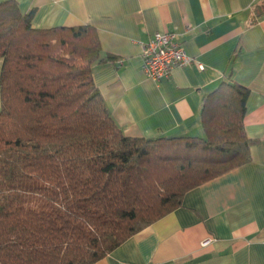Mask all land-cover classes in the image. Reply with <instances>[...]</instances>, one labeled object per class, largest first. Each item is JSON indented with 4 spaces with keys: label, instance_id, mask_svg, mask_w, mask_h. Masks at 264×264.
<instances>
[{
    "label": "trees",
    "instance_id": "obj_1",
    "mask_svg": "<svg viewBox=\"0 0 264 264\" xmlns=\"http://www.w3.org/2000/svg\"><path fill=\"white\" fill-rule=\"evenodd\" d=\"M32 14L0 0V264H90L250 160L246 87L203 95L201 135H126L92 79L111 58L94 28Z\"/></svg>",
    "mask_w": 264,
    "mask_h": 264
},
{
    "label": "crops",
    "instance_id": "obj_2",
    "mask_svg": "<svg viewBox=\"0 0 264 264\" xmlns=\"http://www.w3.org/2000/svg\"><path fill=\"white\" fill-rule=\"evenodd\" d=\"M16 2L32 10L34 27L94 28L111 58L92 65V79L126 135H201L204 94L224 79L248 90L250 160L187 190L180 205L90 264H264V0ZM155 31L175 33L193 57L157 81L145 76L138 48Z\"/></svg>",
    "mask_w": 264,
    "mask_h": 264
},
{
    "label": "built area",
    "instance_id": "obj_3",
    "mask_svg": "<svg viewBox=\"0 0 264 264\" xmlns=\"http://www.w3.org/2000/svg\"><path fill=\"white\" fill-rule=\"evenodd\" d=\"M138 48L145 76L156 81L168 77L174 67L189 65L193 61L177 35L170 31H155L146 42H139ZM120 64L118 60L117 65ZM197 66L204 67L201 62Z\"/></svg>",
    "mask_w": 264,
    "mask_h": 264
},
{
    "label": "bare ground",
    "instance_id": "obj_4",
    "mask_svg": "<svg viewBox=\"0 0 264 264\" xmlns=\"http://www.w3.org/2000/svg\"><path fill=\"white\" fill-rule=\"evenodd\" d=\"M193 58V57H192ZM195 62V61H194ZM194 64V63H193ZM143 69V68H142ZM224 82V81H223ZM234 83V82H233ZM226 83H224V85H225ZM221 85H223L222 83H221ZM223 85V86H224ZM236 86V85H235ZM234 87V86H233ZM216 88V87H215ZM219 88V87H218ZM218 88H217V90H218ZM238 88V87H237ZM236 89V88H235ZM240 90H241V88H239ZM216 89H215V91H217ZM246 90V89H245ZM214 91V90H213ZM215 91L213 92V93H215ZM210 92V91H209ZM212 92V91H211ZM209 94V93H208ZM211 95V94H210ZM209 96V95H208ZM198 186V185H197ZM117 247V246H116Z\"/></svg>",
    "mask_w": 264,
    "mask_h": 264
},
{
    "label": "rangeland",
    "instance_id": "obj_5",
    "mask_svg": "<svg viewBox=\"0 0 264 264\" xmlns=\"http://www.w3.org/2000/svg\"><path fill=\"white\" fill-rule=\"evenodd\" d=\"M0 64H1V58H0ZM0 107H1V102H0Z\"/></svg>",
    "mask_w": 264,
    "mask_h": 264
}]
</instances>
